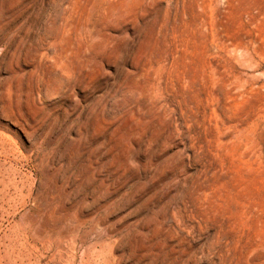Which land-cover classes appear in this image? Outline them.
I'll list each match as a JSON object with an SVG mask.
<instances>
[{
  "label": "rangeland",
  "instance_id": "374dc122",
  "mask_svg": "<svg viewBox=\"0 0 264 264\" xmlns=\"http://www.w3.org/2000/svg\"><path fill=\"white\" fill-rule=\"evenodd\" d=\"M68 1L0 0V264H264V0Z\"/></svg>",
  "mask_w": 264,
  "mask_h": 264
},
{
  "label": "bare ground",
  "instance_id": "6f19581e",
  "mask_svg": "<svg viewBox=\"0 0 264 264\" xmlns=\"http://www.w3.org/2000/svg\"><path fill=\"white\" fill-rule=\"evenodd\" d=\"M153 1L154 0H70L68 1L69 4L67 2L68 4L67 18L69 19V22L66 26V30L68 32L69 31L75 32L77 34L75 38L76 40L75 44L74 45L66 44L64 46L59 47V49H57L51 43L52 44L51 47H53V49L51 50L43 49L41 54L48 56L49 53H52L50 60L55 61L54 63L56 64L67 62L71 56H74L79 62H83V63L89 62L90 50L87 48V44L89 42L87 44L85 43V39L83 35L87 31H89L87 28L90 25L93 17L95 18L101 17L104 18L105 21L106 19L107 21H109V19L112 18L115 19L116 17L119 16L124 17V15L129 13L130 9L134 5L148 6ZM140 9H142V7ZM113 19L111 21H113ZM60 37L63 38L62 34ZM92 40H94V38H92ZM71 41L73 42V40ZM89 46L90 45H88V47Z\"/></svg>",
  "mask_w": 264,
  "mask_h": 264
}]
</instances>
